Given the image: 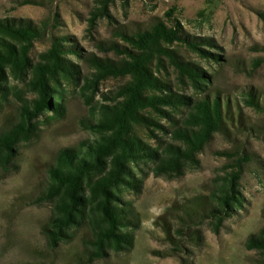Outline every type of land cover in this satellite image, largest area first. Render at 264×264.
<instances>
[{
	"label": "rangeland",
	"instance_id": "obj_1",
	"mask_svg": "<svg viewBox=\"0 0 264 264\" xmlns=\"http://www.w3.org/2000/svg\"><path fill=\"white\" fill-rule=\"evenodd\" d=\"M0 19L28 20L44 31L30 54L33 62L49 47L51 36L65 37L64 46H72L66 58L78 70L75 81L61 82L64 114L56 117L50 111L33 119L35 130L15 147V170L0 172V264H260L261 252L247 244L264 230V0H0ZM157 22L183 37L164 46L178 62L199 68L206 86L195 89L162 55L151 69L170 91L155 94L171 92L193 102L218 93L226 130L214 131L176 169L160 173L153 163L135 169L137 188L122 196L137 218L136 227L127 229L132 246L107 248L102 257L89 254L93 247L86 221L50 245L43 227L52 204L38 199L48 168L59 150L92 138L82 119H90L100 104L120 100L116 92L129 80L108 76L92 82L97 70L91 60L119 63L133 51L125 37ZM189 40L219 58L194 50ZM4 84L0 132L17 122L21 105L36 96L23 81L10 77ZM191 108L163 107L169 116L152 115L160 127H138L137 134L159 153L169 144L184 150L174 130L187 127ZM230 179L238 201L220 224L207 215L185 222V209L197 197L218 205Z\"/></svg>",
	"mask_w": 264,
	"mask_h": 264
},
{
	"label": "trees",
	"instance_id": "obj_2",
	"mask_svg": "<svg viewBox=\"0 0 264 264\" xmlns=\"http://www.w3.org/2000/svg\"><path fill=\"white\" fill-rule=\"evenodd\" d=\"M177 32L157 22L149 30H139L134 36L125 37L133 51H127L126 58L119 63L91 60L97 70L92 82H96L97 77L108 76H128L129 80L116 92L120 100L110 105L100 104L90 119H82L84 129L92 138L59 150L54 164L48 168L47 185L38 199L52 204V215L43 227L50 245L56 246L68 238L72 228L86 221L92 238L89 243L93 247L89 254L102 257L107 248L120 251L132 246V232L127 229L136 227L137 218L130 204L122 202V196L123 192L137 188L135 169L149 163L160 173L176 169L184 158L200 150L214 131L226 130L218 93L193 102L171 92L162 96L155 94L170 91L151 69L153 61L159 64L162 55L169 58L180 77L187 78L195 89L206 86L203 83L206 75L199 68L178 62L173 52L164 46L183 40ZM43 34L40 27L28 20L0 19V105L6 95L4 83L10 77L23 81L36 95L29 104L21 105L19 120L0 132V172L5 174L16 168L18 150L15 147L35 130L32 120L50 111L61 117L64 114L61 82L78 78V70L66 58L72 46H64L65 37L51 36L49 47L38 55V61L31 60L34 43ZM186 43L204 55H211L194 40ZM119 48L123 54V48ZM250 102L256 104L253 100ZM184 105L192 106L185 121L187 127L174 130L176 140L185 144L184 150L169 144L159 153L141 140L136 128L160 127L153 114L169 116L163 107L177 111ZM234 187V181L228 180L226 190L218 197V205L211 198L194 199L185 209V222H196L207 215L220 224L222 216L238 201ZM247 245L261 252L260 264H264V230L252 236Z\"/></svg>",
	"mask_w": 264,
	"mask_h": 264
}]
</instances>
